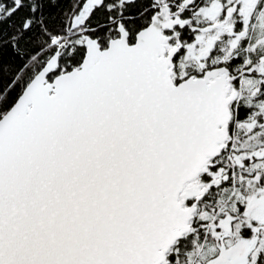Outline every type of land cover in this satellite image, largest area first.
<instances>
[{
  "label": "snow or ice",
  "instance_id": "snow-or-ice-1",
  "mask_svg": "<svg viewBox=\"0 0 264 264\" xmlns=\"http://www.w3.org/2000/svg\"><path fill=\"white\" fill-rule=\"evenodd\" d=\"M0 264H264V0H0Z\"/></svg>",
  "mask_w": 264,
  "mask_h": 264
}]
</instances>
